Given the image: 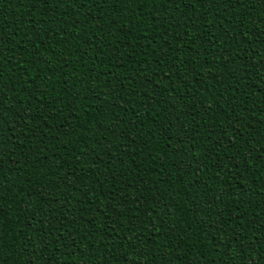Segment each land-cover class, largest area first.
I'll return each instance as SVG.
<instances>
[{"label":"trees","instance_id":"obj_1","mask_svg":"<svg viewBox=\"0 0 264 264\" xmlns=\"http://www.w3.org/2000/svg\"><path fill=\"white\" fill-rule=\"evenodd\" d=\"M0 264H264V0H0Z\"/></svg>","mask_w":264,"mask_h":264}]
</instances>
